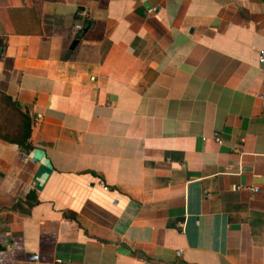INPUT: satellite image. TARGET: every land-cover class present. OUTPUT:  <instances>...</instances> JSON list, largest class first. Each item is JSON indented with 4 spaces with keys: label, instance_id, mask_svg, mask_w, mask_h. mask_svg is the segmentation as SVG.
I'll use <instances>...</instances> for the list:
<instances>
[{
    "label": "crops",
    "instance_id": "crops-1",
    "mask_svg": "<svg viewBox=\"0 0 264 264\" xmlns=\"http://www.w3.org/2000/svg\"><path fill=\"white\" fill-rule=\"evenodd\" d=\"M9 4L0 264H264V0Z\"/></svg>",
    "mask_w": 264,
    "mask_h": 264
},
{
    "label": "trees",
    "instance_id": "trees-1",
    "mask_svg": "<svg viewBox=\"0 0 264 264\" xmlns=\"http://www.w3.org/2000/svg\"><path fill=\"white\" fill-rule=\"evenodd\" d=\"M3 50V47H0ZM0 104L6 106L8 110L15 113L18 117L17 129L12 132L0 133V138L11 144H15L24 150L30 149L29 138L31 133V123L28 116L22 113L15 102L9 96L0 92Z\"/></svg>",
    "mask_w": 264,
    "mask_h": 264
},
{
    "label": "rangeland",
    "instance_id": "rangeland-1",
    "mask_svg": "<svg viewBox=\"0 0 264 264\" xmlns=\"http://www.w3.org/2000/svg\"><path fill=\"white\" fill-rule=\"evenodd\" d=\"M15 0H0V47H4L5 45V33H6V28L4 26V12L8 9L9 5H12V4H9V2H14ZM3 50H0V59H2L1 57V54H2ZM7 66V63L6 65ZM0 89H2V82L0 81ZM0 92H2L0 90ZM3 93V92H2ZM6 106L0 104V133H3L5 132L4 129L2 128H5L8 129V130H11V126L8 124V123H5L4 120L6 118H10V116L7 115V111H5ZM12 120V119H11ZM10 123H13L12 121H9ZM6 130V131H8ZM3 131V132H2Z\"/></svg>",
    "mask_w": 264,
    "mask_h": 264
},
{
    "label": "built area",
    "instance_id": "built-area-1",
    "mask_svg": "<svg viewBox=\"0 0 264 264\" xmlns=\"http://www.w3.org/2000/svg\"><path fill=\"white\" fill-rule=\"evenodd\" d=\"M259 61H260L261 64L264 65V51H260L259 52ZM39 119H40V116H37L36 119H35V122L38 121ZM215 140L217 142H220L218 136H215ZM236 189L238 191H248V192H251L252 194H256L258 192L257 188L249 187V186H238ZM178 254H179V252H178ZM32 259L34 261H36L37 260V256H34Z\"/></svg>",
    "mask_w": 264,
    "mask_h": 264
},
{
    "label": "water",
    "instance_id": "water-1",
    "mask_svg": "<svg viewBox=\"0 0 264 264\" xmlns=\"http://www.w3.org/2000/svg\"><path fill=\"white\" fill-rule=\"evenodd\" d=\"M76 45V41L73 42L72 46H71V49L74 48V46Z\"/></svg>",
    "mask_w": 264,
    "mask_h": 264
}]
</instances>
